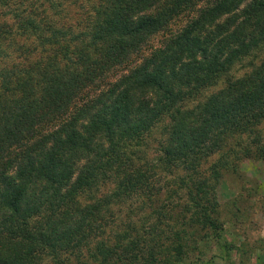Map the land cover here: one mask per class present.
Wrapping results in <instances>:
<instances>
[{"label": "trees", "instance_id": "trees-1", "mask_svg": "<svg viewBox=\"0 0 264 264\" xmlns=\"http://www.w3.org/2000/svg\"><path fill=\"white\" fill-rule=\"evenodd\" d=\"M245 158L264 0H0V264H174Z\"/></svg>", "mask_w": 264, "mask_h": 264}, {"label": "rangeland", "instance_id": "rangeland-1", "mask_svg": "<svg viewBox=\"0 0 264 264\" xmlns=\"http://www.w3.org/2000/svg\"><path fill=\"white\" fill-rule=\"evenodd\" d=\"M239 165L219 189V228L195 234L174 264H264V161Z\"/></svg>", "mask_w": 264, "mask_h": 264}]
</instances>
